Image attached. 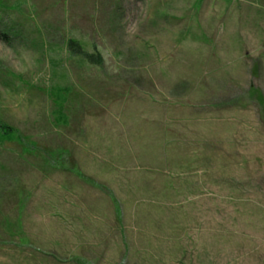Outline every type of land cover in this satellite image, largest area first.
<instances>
[{
	"label": "rangeland",
	"instance_id": "1",
	"mask_svg": "<svg viewBox=\"0 0 264 264\" xmlns=\"http://www.w3.org/2000/svg\"><path fill=\"white\" fill-rule=\"evenodd\" d=\"M0 264H264V0H0Z\"/></svg>",
	"mask_w": 264,
	"mask_h": 264
},
{
	"label": "trees",
	"instance_id": "2",
	"mask_svg": "<svg viewBox=\"0 0 264 264\" xmlns=\"http://www.w3.org/2000/svg\"><path fill=\"white\" fill-rule=\"evenodd\" d=\"M74 46H79V48H80L79 42L76 41V40H72V39H70V40H69V47H74ZM79 51H80V54H81L82 56H84V57H88V58H90V59L93 58V55H90V54H87V53L83 52L81 48H80ZM99 59H101V56H99ZM256 93H257V96L259 97V100H260V102H261V104H262V103H263V96H262L259 92H256Z\"/></svg>",
	"mask_w": 264,
	"mask_h": 264
},
{
	"label": "crops",
	"instance_id": "3",
	"mask_svg": "<svg viewBox=\"0 0 264 264\" xmlns=\"http://www.w3.org/2000/svg\"><path fill=\"white\" fill-rule=\"evenodd\" d=\"M149 117L147 116V119H148ZM144 133H146L147 131L145 130V131H143ZM124 134H125V139H127V140H129L130 139V134H131V132L128 130V127L125 129V132H124ZM148 135H143L142 136V138H145V137H147ZM156 136H158L159 137V140L160 141H162V140H164V127L162 128V131H161V134L160 133H158ZM131 142V141H130ZM131 144V143H130ZM163 144V142H161L160 143V145H162ZM132 145H135V143L133 142V144ZM76 226H81L80 224H77Z\"/></svg>",
	"mask_w": 264,
	"mask_h": 264
}]
</instances>
